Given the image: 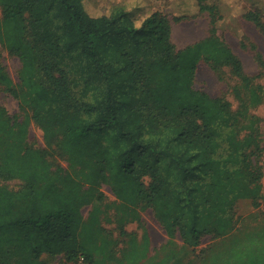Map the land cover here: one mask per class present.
I'll use <instances>...</instances> for the list:
<instances>
[{
    "label": "trees",
    "instance_id": "1",
    "mask_svg": "<svg viewBox=\"0 0 264 264\" xmlns=\"http://www.w3.org/2000/svg\"><path fill=\"white\" fill-rule=\"evenodd\" d=\"M167 1L149 0L155 8L138 20L125 3L108 1L97 14L86 0H0V45L22 62L16 83L0 60V93L25 112L20 120L0 104V179L23 181L19 189L0 181V264H45L43 254L108 262L111 241L98 221L104 184L128 212L121 225L152 208L190 247L229 234L259 207L261 119L250 108L264 85L243 76L250 99L240 96L237 110L196 89L201 61L238 75L242 62L217 34L221 1L193 0L212 27L181 49ZM250 4L243 17L264 35V6ZM31 120L66 163L30 144Z\"/></svg>",
    "mask_w": 264,
    "mask_h": 264
},
{
    "label": "rangeland",
    "instance_id": "2",
    "mask_svg": "<svg viewBox=\"0 0 264 264\" xmlns=\"http://www.w3.org/2000/svg\"><path fill=\"white\" fill-rule=\"evenodd\" d=\"M108 1L112 4L125 3L129 10L135 12L138 20L155 8L148 4L149 0H86V4L95 13L100 14L102 6ZM219 1L222 3L223 18L219 22L217 34L241 60L242 75H238L231 65L214 69L210 63L201 61L193 86L213 97L228 100L232 108L237 110L241 105L240 96L247 101L250 99L243 76L252 77L254 86L264 85V35L255 23L243 17L245 12L253 8L250 0ZM256 3L264 6V0H256ZM164 6L172 23V40L178 48H184L210 34V14L197 13L193 0H168ZM176 16H182V19L175 20ZM0 60L14 82L18 83L22 68L20 58L0 45ZM0 104L5 106L13 117L20 120L25 117L19 100L9 91L3 90L0 93ZM250 112L261 119L263 153L260 160L264 165V100L251 106ZM28 141L35 147L49 149L56 163L67 162L66 155L59 151L55 144H50L45 139L43 131L34 120L30 122ZM0 181L12 189H19L23 184L20 179ZM101 189L105 196L99 205L101 210L98 213V221L111 241V257L108 262L101 264H264V195L259 207L243 214L234 231L218 237L206 236L199 246L190 247L184 244L179 233L173 237L167 234L152 208L141 209L139 220H127L121 225L128 212L116 198L110 185L104 184ZM92 209V204L82 208L86 220ZM145 235L146 243L143 239ZM133 237L136 238L140 251L139 256L134 258ZM41 260L45 264H81L76 259L69 260L65 254H43Z\"/></svg>",
    "mask_w": 264,
    "mask_h": 264
},
{
    "label": "built area",
    "instance_id": "3",
    "mask_svg": "<svg viewBox=\"0 0 264 264\" xmlns=\"http://www.w3.org/2000/svg\"><path fill=\"white\" fill-rule=\"evenodd\" d=\"M80 263L81 264H86L83 258H81Z\"/></svg>",
    "mask_w": 264,
    "mask_h": 264
}]
</instances>
